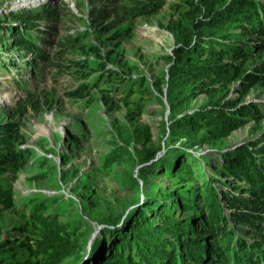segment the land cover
<instances>
[{
	"label": "rangeland",
	"instance_id": "374dc122",
	"mask_svg": "<svg viewBox=\"0 0 264 264\" xmlns=\"http://www.w3.org/2000/svg\"><path fill=\"white\" fill-rule=\"evenodd\" d=\"M137 1L149 0H0V61L5 60L3 67L0 64V260L10 259V250H21L18 247L26 240L24 248L29 251L21 255L22 264H89L94 252L98 257L94 264H148L137 250H125L121 257L114 254L116 248L106 253L107 231L114 227L110 223L117 224L110 241L124 232L141 235L139 245L146 255L166 251L169 241L176 242V230L182 235L192 231L194 238L186 234L185 239L195 251L203 248L221 256L230 234L213 243L207 233L196 232L194 217L185 224L170 207L167 216L160 208L174 204L188 212L185 199L195 197L202 187L201 172L213 177L215 187L205 182L202 195L234 189L251 201L252 192L246 188L263 184L262 179L235 183L230 177L228 183L221 177L220 163L246 145L264 157V78L257 77L246 88L243 83L247 72L264 63V45L259 49L256 41L250 54L225 58L224 63L240 67L236 73L232 68L226 75L199 69L191 79L178 66L209 63L213 43L197 61L186 62L177 51L190 46L198 32L213 37L242 33L234 16L191 30L194 20L235 6L236 0H156L159 4L127 19L121 6L133 8ZM252 1L262 13L264 0ZM181 7L189 11L180 13ZM28 14L35 15L34 24L23 18ZM252 37L263 40L254 32ZM22 42L30 49L17 46ZM236 44L229 47L237 48ZM98 65L122 73L133 88L109 95L106 91L117 82L104 80ZM81 84L89 93L85 105L69 93ZM244 103L250 112L232 129L214 121L215 108L235 109ZM184 149L188 155V150L197 154L194 172L189 166L180 173L179 163H173ZM35 156L43 157L40 166L31 164ZM165 162L170 170L162 166ZM118 168L129 179L114 176ZM33 191L42 194L31 199V206L38 202L44 207V198L62 195L61 201H54L60 212L51 216L45 208L29 211L26 196ZM160 202L158 216L147 230L131 225L134 213L136 220L140 211L149 207L154 211ZM203 204L192 205V212L203 213L204 225H210L207 217L213 211ZM256 214L264 219V212ZM245 224L252 227L251 222ZM150 235L163 239L162 245L149 243ZM248 237L242 239L248 244L241 246L250 247L257 234ZM37 241L51 250L45 260L37 256L40 249L33 246ZM196 263L212 261L201 255Z\"/></svg>",
	"mask_w": 264,
	"mask_h": 264
},
{
	"label": "trees",
	"instance_id": "16d2710c",
	"mask_svg": "<svg viewBox=\"0 0 264 264\" xmlns=\"http://www.w3.org/2000/svg\"><path fill=\"white\" fill-rule=\"evenodd\" d=\"M258 1V0H257ZM159 1L156 0H149L148 2L142 4L140 2H136V6L133 8L127 7V6H121V10L123 11L122 14L129 19L134 17L135 15H139L142 13H145L148 11V8L153 5L154 3H157ZM237 4L235 6L229 5L222 9L217 10L216 12H207L205 13V18L203 20H194L193 25L194 27L191 28V30L194 32L197 28L204 27L208 25V22H218V19L222 18H230L231 16H234L235 19H239V27L242 29V33H238L235 31L226 32L223 33L217 37H213L215 34H211L208 36L202 35L201 32H198L197 37L194 38L190 46L185 47L183 49V52L179 49L177 50L179 53V56L182 59H186L187 61H197L198 56L202 55L203 52L208 51L207 44H215L216 48H214L213 51L210 50V60H206L209 63L207 64H201V65H189L188 63H180L178 64L179 67L185 69L187 71V76L191 79H194L195 73L199 69H207L210 73H222L223 75H226L228 73V69L232 68L233 72L236 73L239 68L235 65L224 63L223 60L225 58L234 60V57H244L247 54H250L251 51L254 49V42L259 41V49L263 47L264 45V4H262V13L260 9L257 8V6L254 5L252 0H236ZM194 4V2H192ZM159 4V3H157ZM155 5V4H154ZM153 5V6H154ZM188 7H181L180 13L188 12ZM192 11V10H190ZM191 15H194L193 13H190ZM29 24H34V18L35 15L28 14L23 17ZM209 19L208 21H206ZM224 20V19H222ZM256 34V36H261L257 38H253L252 35ZM253 40V42H251ZM251 42L242 45L243 42ZM237 43V48H230V45H233V43ZM227 43V44H226ZM200 45V46H198ZM18 47L21 46L22 48H28L30 49V45L27 42H22ZM181 46V45H180ZM236 52H240L236 54ZM226 54L228 57H225ZM243 59V58H242ZM264 64V63H263ZM259 65L255 67L254 69H251L249 72H247L246 76L243 78V83L245 88L248 86L250 87L253 85L254 81L257 77L264 78V65ZM100 69H102V78L104 80L110 79L111 81H116V85L112 87V89L106 91L109 95H117L116 91L119 89H123V91L126 93L129 92L133 88L134 83H130L128 80L125 82L123 81V74L116 72L114 69L105 68L103 65H101ZM101 73V72H100ZM134 79V78H133ZM258 79V78H257ZM114 84V83H113ZM86 85L81 84L78 85L75 89L70 91L69 93L73 96V98H81L84 101L87 102V98L89 97V93L84 90V87ZM88 87H91L87 83ZM122 86V87H121ZM136 88H140L138 85L135 86ZM110 91V93H109ZM142 89L139 90V93H142ZM253 105V102H251ZM255 106V105H253ZM218 111V115H215L214 121L220 123L224 129H232L235 124H238V122L241 120L240 117L244 116L247 112H250V107L247 105V103L241 104L237 106L235 109H220L215 108ZM257 108L254 107L253 112H257ZM212 119V118H211ZM212 121L213 123H215ZM253 146L248 147L242 146L235 154H230L228 157H225V160L220 163V166L224 167L222 170V178H226V180L229 183V177L231 179L235 180L236 182L239 181H259V179L263 180V184H258V186L246 188V191L252 192L249 196H252L251 201L247 198H243L240 196V194L234 193L236 190L233 189V191H222L217 190L214 192H208V194H200L202 192V189L205 187V182L210 181L213 177H210L207 173L201 172L205 178L204 181L201 183V186L196 196L191 197L190 195L186 196L185 204L186 208L188 209V212L179 211L174 204H171L170 209L175 210L174 212L175 216L179 219H183L182 223L189 224L190 225V217H194L195 224H196V232L200 233H208V227L209 225L206 224L204 220L203 213L197 214L196 212H192V205L201 204L204 203V206H207L210 210L213 211V215L211 216V220L213 222L212 225V232L210 233V238L213 241V243H219L220 241L224 240V236L230 234V237L226 240V246L222 248L221 250V256H212L211 254H208L205 249L203 248H196L201 251H195L191 247V245L186 242V234H189L191 238L192 235L190 232H186V234L182 235L181 232L176 231L173 235L176 236V242L169 241L168 242V248L166 251H156L153 255H146L147 252L144 248H142L139 244L143 241H141V235H128V232L120 233L115 241H110L112 237H114V234L117 233L115 230L117 227L116 225L112 224L114 227L110 228L107 231V243L104 245V250H106V253H109L110 251H113L116 248L114 254L117 253V256L121 257V254L125 252V250H137L140 257H146L148 264H188V263H196V259L201 255H208L212 261L211 264H264V250H259L264 245V219L262 218L261 214L257 215L256 213L264 212V157L262 155L258 156L257 151L252 148ZM250 148L251 150H249ZM187 149V148H186ZM181 152L176 154V159L174 160V165H177L179 163V168H177L180 173L182 172L183 168H186L189 170V166L192 168V171L196 170L195 164L197 163V160L194 156L188 155L184 151L180 155ZM184 154L187 155V158L184 157ZM4 156H6V153H4ZM13 156H16V152L13 153ZM203 165L200 163V166ZM230 165V167H228ZM165 169H169V163H164L162 165ZM226 168V169H225ZM168 175H171L168 173ZM263 175V177H262ZM181 176V175H179ZM182 177V176H181ZM129 179V177H128ZM192 179V178H190ZM218 181V180H216ZM212 184V183H211ZM213 186V184H212ZM214 187V186H213ZM215 188V187H214ZM250 189V190H249ZM199 195L200 197H198ZM158 200L155 198V201ZM160 203L155 205L154 207L156 210L151 211L149 210L150 207L147 210H142L138 213L137 217L135 216L136 220L133 219L135 213L133 216H131V225H142L144 229L147 230L148 226H151L149 223L152 219L157 217L156 212L160 206ZM225 205V207L223 206ZM234 211V212H233ZM163 216H167L169 212V207H167V204L163 205L162 208H160L159 211ZM151 213V215H149ZM191 214V215H190ZM264 215V214H263ZM184 216V218H183ZM257 219L258 222L253 221L252 219ZM133 219V220H132ZM113 222V221H111ZM165 223H169L165 218ZM245 222H251V226L249 229ZM134 223V224H133ZM208 223V222H207ZM246 226V228H245ZM199 229V230H198ZM115 230V231H114ZM125 230V229H124ZM194 230V231H195ZM256 233V241L252 243L250 247L247 246H241V239L244 238H250L248 235L251 233ZM241 235V236H240ZM174 237V236H173ZM239 238V239H238ZM196 239V238H195ZM163 239L156 237L155 235H150L148 238L149 243L152 245L158 244V242H162ZM182 240V241H181ZM152 241V242H151ZM178 241V242H177ZM251 242V241H250ZM26 243V240H24L18 248L21 250H10V256L11 258L8 260H0V264H22V260L20 259L21 255H28L29 250H25L24 244ZM175 243H178L179 246H174ZM40 244V245H39ZM42 247V244L38 241L34 243V247L39 248L37 256L47 257L48 252L50 248ZM162 245V244H161ZM189 245L192 250L185 249ZM183 248H182V247ZM154 247V246H153ZM42 248H47V250H42ZM156 248V247H155ZM237 248V249H236ZM250 249V250H249ZM243 250L245 251V256H242ZM167 253H170V255H167ZM164 256V258L162 257ZM167 256V258H166ZM242 256V257H241ZM96 257V253L94 252L90 264H94L96 262L95 260L98 258ZM13 260V261H12ZM141 260V258H139Z\"/></svg>",
	"mask_w": 264,
	"mask_h": 264
},
{
	"label": "clouds",
	"instance_id": "9594fccd",
	"mask_svg": "<svg viewBox=\"0 0 264 264\" xmlns=\"http://www.w3.org/2000/svg\"><path fill=\"white\" fill-rule=\"evenodd\" d=\"M5 61V60H4ZM4 61H0V64H1V66L3 67L4 65H5V62ZM1 62H4V63H1ZM101 67V65H98V68H100ZM99 74H100V72H99ZM135 78V77H134ZM78 85H76L75 87H73V89H75L76 87H77ZM122 87V86H121ZM121 92H123V93H126V91L124 92L123 91V89L121 88V89H119V90H117L116 91V93L118 94V93H121ZM82 102H83V105H85L86 104V101H84V100H82ZM251 102H253L254 103V101H251ZM189 151V154L190 155H192V156H194L195 157V155H197V154H194L193 152H192V150H188ZM199 155V154H198ZM43 161V157L42 156H35V157H33L32 158V160H31V164H33V163H35V164H38V166H40V164H41V162ZM118 172H119V174L118 173H115L114 174V176H116V177H119V178H125V179H128V176H126L124 173H122L121 172V169L120 168H118ZM40 194H42V193H39V192H37V191H33L32 192V194L31 195H28V196H26V200H27V205H28V207H29V211H32V212H34V211H36L38 208H40V209H46V210H50L47 214L48 215H51V216H54L55 214H58L59 212H60V210H59V207L57 206V204L54 202V201H61L62 200V195H58V194H56V195H53V196H50L49 197V199L47 200V198H44L43 200H44V207L43 206H41L38 202L36 203V202H34V204L31 206L30 205V203L32 202L31 201V199L32 198H35V200L39 197V195ZM50 202H52V206L50 205ZM61 204V206L63 207V203H60ZM165 205V204H164ZM41 206V207H40ZM171 206V204L169 205V204H167V207H170ZM33 209V210H30V209ZM56 208V209H55ZM172 211H176V209L175 210H172ZM149 215H151V213H149ZM213 214H211L209 217H207V218H211V216H212ZM174 216H175V214H174ZM176 217V216H175ZM212 225H213V222H212V220H211V223H210V225H209V227H208V233H207V235L210 237V233L212 232ZM90 261H91V258H90ZM89 264H90V262H89ZM188 264H194V263H188Z\"/></svg>",
	"mask_w": 264,
	"mask_h": 264
},
{
	"label": "bare ground",
	"instance_id": "6f19581e",
	"mask_svg": "<svg viewBox=\"0 0 264 264\" xmlns=\"http://www.w3.org/2000/svg\"><path fill=\"white\" fill-rule=\"evenodd\" d=\"M32 1H33L34 3H39V2L42 3L43 0H32ZM16 10H17V9H16ZM2 60H3V59H2ZM42 130H43L44 132H46L44 129H42ZM240 236H241V235H240ZM238 239H239V238H238ZM239 241H241V242H240L241 244H243V243L248 244V242L246 243V242H244L242 239L239 240ZM236 249H237V248H236ZM244 252H245V251H244ZM244 256H245V253H244ZM244 256H243V257H244ZM241 257H242V256H241Z\"/></svg>",
	"mask_w": 264,
	"mask_h": 264
},
{
	"label": "water",
	"instance_id": "95a60500",
	"mask_svg": "<svg viewBox=\"0 0 264 264\" xmlns=\"http://www.w3.org/2000/svg\"><path fill=\"white\" fill-rule=\"evenodd\" d=\"M251 42H252V40H251ZM251 42H248V41L247 42H243L242 45L247 44V43H251Z\"/></svg>",
	"mask_w": 264,
	"mask_h": 264
}]
</instances>
